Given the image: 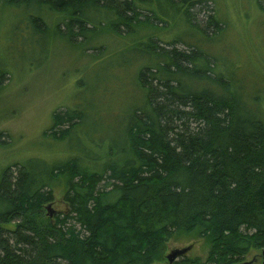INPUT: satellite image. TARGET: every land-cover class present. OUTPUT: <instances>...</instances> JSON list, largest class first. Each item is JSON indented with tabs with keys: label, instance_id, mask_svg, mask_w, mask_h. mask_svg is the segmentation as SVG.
<instances>
[{
	"label": "trees",
	"instance_id": "1",
	"mask_svg": "<svg viewBox=\"0 0 264 264\" xmlns=\"http://www.w3.org/2000/svg\"><path fill=\"white\" fill-rule=\"evenodd\" d=\"M4 1L58 13L57 30L78 44L167 22L168 5L202 31V43L226 22L215 12L204 27L193 22L194 7L216 0ZM46 14L32 18L38 28H50ZM136 39L127 45L143 99L116 135H85L60 161L35 155L0 168V264H152L174 234L194 231L211 242L207 260L173 264H235L264 247V98L195 41ZM83 116L55 110L48 134L67 139ZM59 188L67 209L50 214Z\"/></svg>",
	"mask_w": 264,
	"mask_h": 264
},
{
	"label": "rangeland",
	"instance_id": "2",
	"mask_svg": "<svg viewBox=\"0 0 264 264\" xmlns=\"http://www.w3.org/2000/svg\"><path fill=\"white\" fill-rule=\"evenodd\" d=\"M163 7L171 15L167 22L154 19L132 36L124 35L123 30L120 36L106 29L87 44H78L79 37L69 39L66 30H57L58 13L35 2L18 5L0 0V61L9 70L0 82V168L35 155L60 161L85 135H116L125 113L143 99L136 83V53L127 45L135 38L146 41L153 37L167 46H172L169 43L175 36L195 41L210 49L212 57L217 56V68H232L235 76L249 85L248 91L264 98V0H216L215 4L194 7L193 22L200 27L207 25L214 12L226 21L223 29L213 34L211 43H202V31L181 19L180 11ZM142 11L150 14L147 9ZM40 13L46 14L48 30L39 22L42 29L38 28L32 20ZM176 45L186 47L181 42ZM73 107L84 114L76 132L67 139H53L48 134L53 112ZM63 195L64 188L55 191L54 200L47 204L49 212L67 209ZM15 225V221L5 223L7 227ZM185 247L173 262L194 257L206 261L211 242L196 231L176 233L167 242L164 257L152 264H173L167 254ZM245 260L264 264V247H253Z\"/></svg>",
	"mask_w": 264,
	"mask_h": 264
},
{
	"label": "water",
	"instance_id": "3",
	"mask_svg": "<svg viewBox=\"0 0 264 264\" xmlns=\"http://www.w3.org/2000/svg\"><path fill=\"white\" fill-rule=\"evenodd\" d=\"M47 208L48 210H50V205H47ZM50 214H52V212H50ZM185 251H186V247L185 248H174L167 254V257L170 262H173L177 258L178 255H181ZM252 263H253L252 260H244L241 262H237L235 264H252Z\"/></svg>",
	"mask_w": 264,
	"mask_h": 264
}]
</instances>
